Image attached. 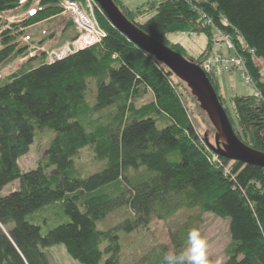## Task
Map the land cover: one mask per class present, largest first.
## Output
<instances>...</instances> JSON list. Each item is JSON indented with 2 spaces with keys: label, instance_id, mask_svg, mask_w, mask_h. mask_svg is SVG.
Wrapping results in <instances>:
<instances>
[{
  "label": "trees",
  "instance_id": "trees-1",
  "mask_svg": "<svg viewBox=\"0 0 264 264\" xmlns=\"http://www.w3.org/2000/svg\"><path fill=\"white\" fill-rule=\"evenodd\" d=\"M19 1L0 0V14L19 8L26 12L37 0L23 6ZM114 1L120 8V1ZM59 2L39 0L34 16L2 25L0 70L14 58L28 56V45L21 43L26 30L62 14ZM200 10L224 32L234 38L240 34L264 61V0H161L122 12L185 56L180 44L169 45L168 35L194 31L210 36ZM95 11L106 31L99 44L53 62L33 65L30 57L0 80V192L19 182L16 190L0 195V264H51L46 249L57 245L81 264H126L125 235L183 211L191 214L172 232L173 250L185 248L188 232L199 228L203 214L212 213L229 219L231 240L223 264H264V167L218 155L224 164L232 162L226 172L192 123L177 90L189 91L186 84L118 30L102 9ZM134 14L151 15L138 22ZM202 57L188 59L199 64ZM249 59L263 99L235 96L231 118H237L233 129L238 138L264 152V83L258 82L259 71ZM209 79L226 110L219 83ZM149 92L153 99L138 106L136 101ZM89 94L95 95L93 103ZM45 129L55 132L45 160L22 171L19 159ZM84 148L103 163L86 177L75 164ZM121 210L126 215L117 224L99 226ZM169 250L157 244L128 264H162Z\"/></svg>",
  "mask_w": 264,
  "mask_h": 264
},
{
  "label": "rangeland",
  "instance_id": "rangeland-1",
  "mask_svg": "<svg viewBox=\"0 0 264 264\" xmlns=\"http://www.w3.org/2000/svg\"><path fill=\"white\" fill-rule=\"evenodd\" d=\"M80 2L81 6L89 13L90 16L94 15L95 21L94 23L97 25V14L93 10V2L90 0H77ZM120 1V9L125 11V9L136 10L138 7L150 3V2H160L161 0H119ZM118 1V2H119ZM193 4L195 0H187ZM198 1V0H197ZM200 2H205V0H199ZM20 2V1H19ZM146 7V6H145ZM143 7V8H145ZM199 11L198 9H196ZM138 22H144L149 15L144 17L137 16ZM153 15V13H152ZM1 22H0V31L2 25L11 24V23H19L23 21L25 18V11L15 10L14 12H5L0 14ZM131 15V18H135ZM14 18V19H13ZM136 19V18H135ZM71 21L70 17L62 13L50 20H47L42 23H38L32 26L29 30H26V35L30 39L29 41L26 38H22V44L28 45L29 54L25 57L14 58L9 61L3 68L0 70V80L4 77L14 73L15 71L22 68V65L28 61L31 57L30 54L35 53L34 63L33 65L39 64L42 60L47 61L51 56H62V54L69 53L75 49L84 47L86 44V40L88 38L96 37V34H90L83 27H81L77 23L69 24ZM133 22V21H132ZM68 23L67 28L63 29L64 24ZM204 27L208 28L211 33L210 36L204 33L199 32H178V33H170L168 35V43L169 45L180 44L185 50V56L187 59L189 57L197 58L202 57L204 59L208 54H210L211 50L215 48L218 54L224 56V59H229L230 54L233 56L231 52L228 51L227 46H217L215 45L216 38V28L213 24H205ZM214 25V26H213ZM49 34H54L52 38H47ZM89 35V36H88ZM1 38V36H0ZM43 38H47L45 44L41 45V40ZM52 44V46L50 45ZM54 43V44H53ZM57 43V44H55ZM46 46L50 48L48 54L43 52L46 49ZM168 46V45H167ZM171 48V47H170ZM42 49V51H41ZM236 51H240L239 47H235ZM232 51V50H231ZM31 52V53H30ZM233 52V51H232ZM239 53V52H238ZM245 53V52H244ZM50 54V55H49ZM43 55V56H42ZM42 56V57H41ZM250 55L248 53L244 54L245 57V67L250 74L251 81L248 82L246 79L242 77V72L244 70L240 67H232L230 70L223 71L219 74H213L212 76L216 78L219 83L220 93L225 101V105L227 107V116L230 121L231 117L236 114V109L234 105V97L240 95H255L256 97L263 99L260 93V88L257 86V79L253 76V73L248 65V60H250ZM252 58V57H251ZM254 67L259 71V83H264V61L263 60H255L253 61ZM209 77V76H208ZM187 86V85H186ZM181 94V98L184 102V105L187 107V110L190 114L192 123L199 135L202 137L208 138L211 144H215V136L217 129L210 121L207 114L200 107L197 99L192 95L191 90L185 89V87H177ZM189 89V88H188ZM94 94V93H93ZM89 102L93 103L95 101V95L89 94L88 96ZM153 99L152 94L149 92L143 98L136 101L138 106H141L145 103L150 102ZM232 127L236 126L238 121L237 118L232 122L230 121ZM234 130V129H233ZM235 132V131H234ZM55 132L50 129H45L43 131H38L35 136V141L31 145L29 152L22 156L19 159V166L22 171H29L35 167H37L38 163L45 160V152L50 146L51 140L54 138ZM208 143V142H207ZM210 145V144H209ZM252 148V147H251ZM211 151V149H209ZM258 151V150H257ZM214 155L215 161H217L226 172H230L232 162L228 164H224L218 158V154L214 151H211ZM76 168L78 169L81 176L86 177L92 173L97 172L102 168L103 163L98 161L95 157L94 152L90 148H84L81 150L79 154V158H75ZM19 182H13L0 192V195H6L11 191H14L18 188ZM193 213V212H192ZM191 214L188 211H183L177 216L173 217L170 220H160L154 219L148 228H140L138 231L125 235L124 236V249L123 256L124 262L126 264L132 263L133 261L139 260L143 255L147 254L155 245L164 244L167 245L170 250H173L171 234L176 229H178L184 222L187 220L188 215ZM44 216H49L47 211L43 212ZM124 210L116 211L112 213L104 222H102L99 226L101 228H107L117 224L123 216H125ZM43 233H46L48 227L44 224ZM201 233V236L206 240L207 248L206 255L207 258H210L215 264L217 259L221 260V264L226 261L225 249L230 243L231 236L229 231V219L218 217L212 213H205L202 215L201 224L198 228ZM49 254V258L51 264H81L77 260H74L70 256H68L63 245H57L46 249ZM103 264V261L100 263Z\"/></svg>",
  "mask_w": 264,
  "mask_h": 264
},
{
  "label": "water",
  "instance_id": "water-1",
  "mask_svg": "<svg viewBox=\"0 0 264 264\" xmlns=\"http://www.w3.org/2000/svg\"><path fill=\"white\" fill-rule=\"evenodd\" d=\"M95 1L118 30L141 50L163 63L191 90L192 95L217 129L215 144H211L206 136L215 153L230 161L264 167V152L251 148L238 138L216 90L199 64L145 33L126 17L114 0Z\"/></svg>",
  "mask_w": 264,
  "mask_h": 264
},
{
  "label": "built area",
  "instance_id": "built-area-1",
  "mask_svg": "<svg viewBox=\"0 0 264 264\" xmlns=\"http://www.w3.org/2000/svg\"><path fill=\"white\" fill-rule=\"evenodd\" d=\"M26 1L27 0H20V5L23 6L26 3ZM90 1L93 2L94 8L92 11H94L96 9V7L100 8V6L97 4V2L95 0H90ZM38 2H39V0L36 1L37 4H38ZM59 6L63 10V12L70 17V19L73 23H77L81 27H83V29H85L87 31V34H88V32H90V34H93V32H94L96 34V37L88 38V40H86V42L88 44H86L84 47L75 49V50L70 51L69 53H66V54L64 53V54H62V56H51V57H49L48 58L49 62H53L56 59H60L62 57H65L68 54L76 52L80 49L90 47V46H93L97 43H100L104 39V37L106 36V31L101 27V25L98 22V19H97V25H96L94 23V21H95L94 15L90 16L89 13H87L86 10H84V8L81 6L80 2H78L76 0H60ZM199 13L201 14L202 20L205 24H213L214 23L216 31H217L218 36H219V39L215 40V45H217V46H223L224 45L225 47L227 46L228 51L233 53L232 54L233 56H231V54H230L229 59H224V56L221 54H218L219 52H217V50H215V48H213L211 50L210 54H208L199 63L200 67L204 70V72L208 76L209 75L212 76L213 74H219L223 71L230 70V69H232V67H240L244 70V72H242V77L244 79H246V81L250 82L251 77H250V74L248 73V71L245 67L244 54L248 53L250 55L249 57H252V59L254 61L258 60V57L255 56V50L247 44L246 40L240 34H237V37L234 38L230 33L224 32L215 23V21L212 18L207 17L204 12H201V10H200ZM35 14H36V10L34 9V7H32L28 11L27 15L28 16H34ZM222 21H223L224 25L228 24V21L226 19H222ZM235 47H239V50H240V51H238L239 53L236 51ZM49 52H51L50 48L45 50V54L46 53L48 54Z\"/></svg>",
  "mask_w": 264,
  "mask_h": 264
},
{
  "label": "clouds",
  "instance_id": "clouds-1",
  "mask_svg": "<svg viewBox=\"0 0 264 264\" xmlns=\"http://www.w3.org/2000/svg\"><path fill=\"white\" fill-rule=\"evenodd\" d=\"M206 240L198 229L188 232L187 246L182 250H169L163 254L162 264H209L206 255ZM215 264H221L217 259Z\"/></svg>",
  "mask_w": 264,
  "mask_h": 264
},
{
  "label": "crops",
  "instance_id": "crops-1",
  "mask_svg": "<svg viewBox=\"0 0 264 264\" xmlns=\"http://www.w3.org/2000/svg\"><path fill=\"white\" fill-rule=\"evenodd\" d=\"M31 28V27H30ZM30 28H28V30L30 29ZM66 29L67 28V23L66 24H64V27H63V29ZM54 44V43H53ZM55 44H57V43H55ZM50 45L52 46V44L50 43Z\"/></svg>",
  "mask_w": 264,
  "mask_h": 264
},
{
  "label": "bare ground",
  "instance_id": "bare-ground-1",
  "mask_svg": "<svg viewBox=\"0 0 264 264\" xmlns=\"http://www.w3.org/2000/svg\"><path fill=\"white\" fill-rule=\"evenodd\" d=\"M19 3H20V2H19ZM102 11H103V10H102ZM97 19H98V18H97ZM98 22H99V21H98ZM216 38L219 39L218 34H216ZM217 39H216V40H217ZM97 44H99V43H97ZM95 45H96V44H95Z\"/></svg>",
  "mask_w": 264,
  "mask_h": 264
}]
</instances>
